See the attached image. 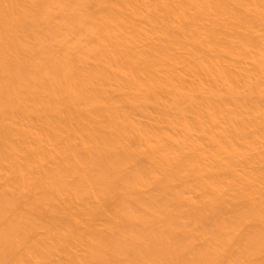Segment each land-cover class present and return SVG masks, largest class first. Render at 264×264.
<instances>
[{
    "label": "bare ground",
    "instance_id": "bare-ground-1",
    "mask_svg": "<svg viewBox=\"0 0 264 264\" xmlns=\"http://www.w3.org/2000/svg\"><path fill=\"white\" fill-rule=\"evenodd\" d=\"M0 264H264V0H0Z\"/></svg>",
    "mask_w": 264,
    "mask_h": 264
}]
</instances>
